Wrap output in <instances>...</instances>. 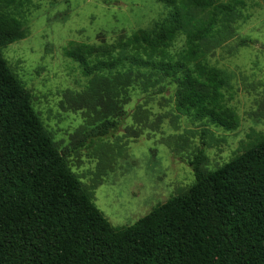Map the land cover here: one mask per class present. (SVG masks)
I'll return each instance as SVG.
<instances>
[{"label": "trees", "instance_id": "trees-1", "mask_svg": "<svg viewBox=\"0 0 264 264\" xmlns=\"http://www.w3.org/2000/svg\"><path fill=\"white\" fill-rule=\"evenodd\" d=\"M159 2L167 13L149 29L66 47L104 108L93 135L119 129L131 88L147 93L165 81L174 86L180 115L236 131L240 117L225 102L232 75L207 57L237 38L238 23L248 19L246 0ZM16 3L0 0V264H264V134L249 135L215 170L205 168L203 142L190 162L196 180L189 188L134 225L113 226L3 55L30 34L8 11ZM179 36L185 48L173 54ZM251 43L240 40L242 47Z\"/></svg>", "mask_w": 264, "mask_h": 264}, {"label": "rangeland", "instance_id": "rangeland-1", "mask_svg": "<svg viewBox=\"0 0 264 264\" xmlns=\"http://www.w3.org/2000/svg\"><path fill=\"white\" fill-rule=\"evenodd\" d=\"M16 1L8 11L30 34L5 47L3 55L31 92L35 111L72 171L113 226H132L189 188L196 180L190 162L203 142L205 168L215 170L242 151L249 135L264 134V0H246L248 19L238 23L237 38L207 57L210 66L232 75L225 102L240 117L236 131L180 115L174 86L165 81L147 93L131 88L126 119L104 138L92 133L103 117L102 102L89 92L90 78L66 56V47L112 43L120 34L151 28L167 9L159 0ZM244 38L252 40L247 47L240 46ZM185 42L179 36L171 53L184 49Z\"/></svg>", "mask_w": 264, "mask_h": 264}]
</instances>
